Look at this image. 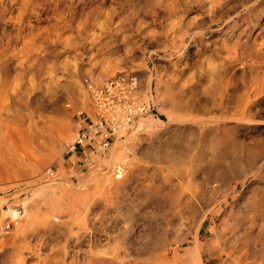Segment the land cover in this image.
<instances>
[{"label": "rangeland", "instance_id": "374dc122", "mask_svg": "<svg viewBox=\"0 0 264 264\" xmlns=\"http://www.w3.org/2000/svg\"><path fill=\"white\" fill-rule=\"evenodd\" d=\"M23 1L31 6L25 37L43 50L44 59L39 65L32 60L34 66L25 73L15 68L17 55L8 61L7 73L11 79L22 73L18 82L27 107H39L45 117L38 124L45 130L46 148L19 164L18 172L0 177V264H264L260 242L234 261L216 240L228 216L255 196L264 198V93L244 116L208 119L202 110L182 106L191 98L207 102L214 78L194 87L181 86L178 79L174 84L168 76L197 68L220 42V26H202L195 37L189 29L183 41L179 31H167L172 21L181 18L184 29L203 15L192 0H124L121 5L115 0ZM12 7L0 21V33L8 32L3 36L14 31L11 19L17 9ZM93 8L106 11L101 15ZM109 8L118 15L115 21L120 18L116 24L122 32L107 36L109 42L117 41L108 46L106 35L96 32ZM70 19L72 26L64 27ZM84 20L88 33L77 28ZM94 38L103 41L96 44ZM118 77L136 81L129 99L145 107L106 146L96 138L70 149L78 118L96 113L90 85ZM34 82H40L37 88ZM186 89H194V95ZM30 107L22 111L15 105L11 111L28 112ZM249 148L259 151L248 157ZM19 208L22 218L5 230ZM197 234L202 250L192 257L188 252Z\"/></svg>", "mask_w": 264, "mask_h": 264}, {"label": "bare ground", "instance_id": "6f19581e", "mask_svg": "<svg viewBox=\"0 0 264 264\" xmlns=\"http://www.w3.org/2000/svg\"><path fill=\"white\" fill-rule=\"evenodd\" d=\"M91 1L92 0H90V2ZM93 2H95V0ZM102 2H99L97 4H99L100 6V3ZM115 2L117 4L119 3L120 5L123 4V2L126 3V1L124 0H115ZM192 2L204 9V10L202 9L204 11L203 15L202 16L198 15V17L200 16L199 18L197 19L194 18L192 21L188 22L187 26L184 29L182 28L181 25L182 22L181 18L177 21H172L167 31L174 29L179 31L181 36L180 41H183L185 40L186 36L189 35L187 34L189 29L194 30L192 36L195 37L198 28H201L202 26L219 25L220 29L218 31L220 32V35L222 37L220 39V42L216 46L212 47V49H208V53L205 54V56L203 55V59L201 60L200 65H198L197 68H193L194 66H192L193 69L192 68H190V70L185 69L187 70V72L183 71L179 73L173 72L175 69H172L173 74L171 75L168 74L171 80L176 81L173 82L174 84H177L178 82L177 79H178L181 86L190 84L191 86L197 87L199 86L200 82L203 79L204 80L206 79V77L212 76L214 78V81H212L214 82L213 86L211 88L209 87L208 89L211 92V97H209L208 101L206 99L207 102H205L204 100L202 102L199 99H193V98L189 99L188 101L187 99H185L186 102L183 103L182 107L195 112L202 110L203 113L209 115V117H207L208 119L209 118L216 119L225 116L228 113H234L239 116H244L247 114L248 111L252 110L250 105H253L252 103L255 101L253 99H255L258 95L260 94L262 95L264 93V0H192ZM27 3L23 0H0V21H3L4 18L6 17V14L5 16H3V13H5L6 10H9V7L16 6L17 9V13L15 17L13 16L14 17L13 18L12 16H10L12 17L11 20L14 19L13 21L15 23L13 24L14 31L12 32L10 30L12 33L8 34L7 36H3V35L7 34L8 32L4 33L2 31L0 33V177H8L10 174L18 172L19 168L17 167L20 166L19 164L27 163L29 159L36 157L46 148L45 136H44L45 130H43V125L40 126L38 124L39 121L42 120L45 121V117L41 114V112H39L40 110V109L38 110L39 107L37 109L36 108L32 109L29 106L31 110H29L28 112L16 113L11 111V109H13L15 105L16 106L18 105V107L19 106L24 107L22 108V111H25V108H29V107H27L28 101L24 96L23 90H21V83L18 82L19 79H22L21 78L22 73L16 72L13 79H11L10 75H8L9 73L8 61L12 57L18 55L17 56L18 61L17 63H15V68L22 69V71L26 73L27 71L26 68L37 65L38 63L40 64V62L44 59V58L42 59L40 54L43 50L39 51V47L35 48L33 43L30 41L31 39L27 40L25 37L27 36L26 32L29 27V26L27 27V24L29 25V23L26 22V19H28L27 14L29 15L28 8L31 7V6H27L28 5ZM110 4L113 5L114 3H110ZM112 5H110V8ZM118 5L117 7L119 8ZM96 8L98 9L99 7ZM96 8L91 9V11L97 10ZM114 8H116V6ZM127 9L129 10L130 8L127 6ZM198 9L200 8L198 7ZM104 10L106 11V9ZM91 11H90V15H91ZM103 13L101 15H103ZM115 14H116L115 9H111L108 13L105 14V18L103 16L104 18V19L102 18L103 21L102 22L99 21V24L101 22L100 24L101 26L97 23L100 26V32L99 31L96 32L97 35H99L98 33H101L103 35L105 34L107 37V36H111L113 32L115 34L117 33L119 34L122 32L121 26L116 24V21H118L120 18L118 17L119 19L115 21L116 18V17L114 18ZM92 16L93 15H91V17ZM71 20L72 19L68 20L67 22L65 21L64 27L72 26L70 22ZM93 21L94 19H92V23L95 22ZM91 26L93 27V25ZM77 28L79 31L85 30V32H87L86 21L84 20L82 22H78ZM31 31L33 30H30V32ZM36 31L38 32L40 30L37 29ZM83 33L84 32H82V34ZM35 34L36 33H34V35ZM56 34H58V32ZM38 35L41 37L39 32ZM94 35L95 34L93 32L92 36ZM104 38L105 37H103V40H106V38L105 39ZM109 38L110 37H107V40L104 41V43L107 44L108 46L109 43L113 42V41L109 42L108 41ZM103 40H97L94 38L96 44L101 43V41ZM18 41H21L20 43L21 46L19 48L16 47L17 48L16 50L15 48H13V45ZM115 41L113 43H115ZM33 42H35L36 44L37 41H33ZM68 42H71L72 43L71 45L74 46L75 48V45H73L74 42L72 40L67 41V43ZM205 42L203 39L202 43H200V45H202L203 47V51L205 50L204 49L206 45ZM107 45H105V48ZM178 46L179 44H175L172 47L178 48ZM13 50H15V52L17 51V53H13ZM32 60H33L32 63H35L34 65L30 64ZM36 62L38 63L36 64ZM184 66H188V65H184ZM177 68L179 69V67ZM180 69H182L181 66ZM39 83L34 82L33 87L37 88ZM92 86H96V84ZM189 89L186 90L190 91ZM192 90L190 92L193 93ZM197 91H198L197 94L199 95V90ZM201 91L202 90L200 88V92ZM197 94L196 96L198 97ZM196 96H194V98H197ZM259 108L262 109V107L260 106ZM4 114L13 118L10 119L7 118V116L3 117ZM227 116H229V114ZM54 125L57 127L58 130L63 128L61 124L58 122H54ZM255 148L248 149L247 152L248 157H252L255 151H259L256 150L258 147L256 149ZM257 156H255V158ZM253 161L251 163H253ZM117 170L119 172V174H117V177H119L121 173L120 171L122 170L121 168H117ZM257 197L258 196L253 197L254 199L251 200V202H249L248 204L246 203L242 208V210L239 209L241 211H238L237 209L236 213L228 216L229 218L226 219L223 229L221 230V232H219V234L216 235V240L219 243L222 252L224 253V256H226V258L230 260L232 259L234 261H237L242 259L243 254L246 255L249 253V251H251L250 250L251 244L255 242H260L259 244L261 245V249L264 248V198L260 196L258 198ZM247 200L249 201L248 197ZM198 240H199V235L197 234L193 246L189 249L188 252L189 256L194 257L196 255H200L202 246ZM117 251L118 250H116V252ZM115 257H116V253H115ZM184 261H188V259L183 258L182 262ZM99 263L101 264V262ZM89 264H92L91 260H89Z\"/></svg>", "mask_w": 264, "mask_h": 264}, {"label": "built area", "instance_id": "2783aa9c", "mask_svg": "<svg viewBox=\"0 0 264 264\" xmlns=\"http://www.w3.org/2000/svg\"><path fill=\"white\" fill-rule=\"evenodd\" d=\"M124 80H126L124 77H118L100 85H90V99L96 113L87 119L78 118L74 141L70 149L84 146L88 141L96 138L103 146H106L111 136L123 132L132 120L133 113L145 107L129 99L135 89L136 81ZM14 213L15 216L4 225L5 230L17 225L23 216L20 208L15 209Z\"/></svg>", "mask_w": 264, "mask_h": 264}]
</instances>
